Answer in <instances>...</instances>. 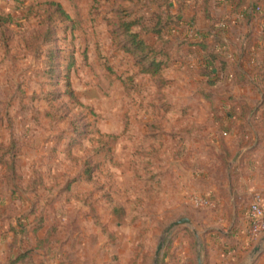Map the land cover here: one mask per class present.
Instances as JSON below:
<instances>
[{"label":"rangeland","instance_id":"obj_1","mask_svg":"<svg viewBox=\"0 0 264 264\" xmlns=\"http://www.w3.org/2000/svg\"><path fill=\"white\" fill-rule=\"evenodd\" d=\"M158 3L0 0V264H198L204 232L232 240L263 193L242 184L264 168V79L243 64L249 79L215 85L189 66L165 87L144 77L118 19L147 27Z\"/></svg>","mask_w":264,"mask_h":264},{"label":"trees","instance_id":"obj_2","mask_svg":"<svg viewBox=\"0 0 264 264\" xmlns=\"http://www.w3.org/2000/svg\"><path fill=\"white\" fill-rule=\"evenodd\" d=\"M151 1L159 2L160 6V9L154 12L156 15H154L152 21L155 22L152 25L146 27L142 23L143 19L141 18L128 21L123 15L118 19L119 29L122 30V34L126 38V42L122 45L121 49L124 53L130 54L136 59L139 72L144 77H149L154 84L165 87L168 83L165 76L173 68L174 64L180 60H184L186 57L196 55L198 51L203 57V63L198 65L196 72L201 77H207L210 85L217 83L219 75H229L232 67L228 60L218 53L216 49V45L221 41L219 35L215 33L216 25L220 24L222 19L212 16L209 10L211 0H204V5H200V9L203 8L202 11L206 19L213 22V26L209 29L208 33H204L197 28L196 15H187L186 12L189 10L190 0ZM246 3L247 0H241L239 7L245 6ZM58 10L65 16L66 20L70 19L60 6H58ZM123 12L126 11L124 10ZM259 15V19L264 21V14L259 13ZM262 31V41L264 43V29ZM112 36L113 40L116 41L117 37H119V32L113 31ZM254 42L256 41L253 40L249 43L247 50L253 47ZM241 66H235L236 68L232 75L233 79L241 77V79L246 80L248 72L241 68ZM253 71L256 72L259 79L262 78L261 81L264 79V63L263 65H255ZM68 90L70 97H73L74 92L70 88ZM165 111L169 112V106L166 107ZM50 239L51 236L47 233L43 239L39 240V244L47 246ZM32 255V252L20 253L15 259L11 260L10 264H16L27 257L28 260Z\"/></svg>","mask_w":264,"mask_h":264},{"label":"crops","instance_id":"obj_3","mask_svg":"<svg viewBox=\"0 0 264 264\" xmlns=\"http://www.w3.org/2000/svg\"><path fill=\"white\" fill-rule=\"evenodd\" d=\"M195 1H191L192 3L189 4V10H187L186 13L187 15H196L197 28L202 30L204 33H208L209 29H211L213 26V22L207 20L204 12L202 11L203 8L200 9V5H204V0ZM240 1L241 0H211L209 3V10L212 16L222 19V22L216 25L215 33L219 35L221 40L216 45V49L217 52L226 58L231 65L232 70L230 71L231 73H229L230 77H232L233 67L236 65L243 64V67L247 65H256L257 63L255 62V59L250 58V53H253L255 49H259V45L263 44L262 41L254 42L253 47L250 50H247L250 41L248 37H244L243 33L241 32L244 30V33H246L248 30H253L255 26H260L259 28H263L264 21L258 18L259 13L264 12V5L262 4V1L247 0L245 6L239 7ZM215 4L220 5V8L218 9L222 11V13H216L220 11H216ZM257 9L260 10L258 11ZM225 18L228 19V21H226L227 23L224 22ZM255 18L257 23H255L254 26L253 21ZM199 21L202 22V24H199ZM221 24L224 25L222 26ZM239 27L241 28V35L238 41L241 45L238 48L237 45H235L236 43L234 44V41L236 37L235 33L238 32L237 29H239ZM226 28L229 30L227 31ZM202 58L203 57L201 56V53L198 51L196 55L186 57L184 60L176 62L172 70H174V68L177 66H185V68L189 66L195 70L200 63H203ZM239 159H242V155ZM258 168L262 167L260 166ZM262 178H264V168L258 170L254 166L249 170L248 177L242 184V187L245 191L256 193L263 192L259 194H261L264 198V180L262 181ZM245 218L246 219H240L241 225L238 227L237 233H235V235L231 238L232 240L230 241L229 239H226V234L222 231V233L220 232L219 236L215 232H207V230L204 232L205 236L202 238L204 247V264H248V257L250 255L248 252L249 241L247 235L250 224L249 209L245 215ZM220 237L223 238L221 239ZM230 243L232 245H230ZM253 264H264V247L261 253L254 260Z\"/></svg>","mask_w":264,"mask_h":264},{"label":"built area","instance_id":"obj_4","mask_svg":"<svg viewBox=\"0 0 264 264\" xmlns=\"http://www.w3.org/2000/svg\"><path fill=\"white\" fill-rule=\"evenodd\" d=\"M258 11L260 9H257ZM222 26L224 24H221ZM250 224L248 228V239L254 241L258 236L264 234V198L261 194H255L249 207Z\"/></svg>","mask_w":264,"mask_h":264},{"label":"water","instance_id":"obj_5","mask_svg":"<svg viewBox=\"0 0 264 264\" xmlns=\"http://www.w3.org/2000/svg\"><path fill=\"white\" fill-rule=\"evenodd\" d=\"M185 225L186 226L192 225V222L189 218H181V219L171 223L166 230V235L170 234L172 231H174L178 227L185 226ZM194 233H195V236L198 238L199 237L198 233L196 231ZM263 247H264V237L261 239V242L250 253V255L248 257V264H253L256 257L261 253ZM163 248H164V240H162L158 246L156 258H158L160 256V253L162 252ZM198 264H204V261H203L201 255L198 256Z\"/></svg>","mask_w":264,"mask_h":264}]
</instances>
